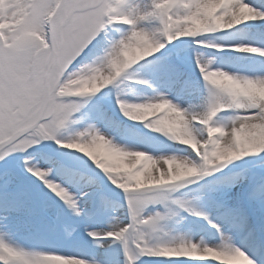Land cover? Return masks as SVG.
<instances>
[{
  "label": "snow or ice",
  "instance_id": "1",
  "mask_svg": "<svg viewBox=\"0 0 264 264\" xmlns=\"http://www.w3.org/2000/svg\"><path fill=\"white\" fill-rule=\"evenodd\" d=\"M10 8L0 9V161L44 141H55L61 148L83 154L102 171L112 186L119 189L122 203L113 205L110 197L101 193L93 198L95 176L80 172L69 163L61 166L63 174L81 185L85 191L77 195L62 183L52 179L53 169L42 167L31 158L24 160L26 172L44 186L71 212L81 217L86 209L81 201L95 208L89 220L99 228L85 229L86 236L99 254L85 257L79 253L26 251L7 246L15 257L0 259V264H107L106 255L116 246L123 252V264H141L144 258L180 264H208L211 257L220 264H239L237 250L247 253L233 242L225 225L235 232L248 231V216L243 207L226 209L200 191L195 199L184 198L181 190L199 185L221 173L231 164L264 154V74L239 75L222 68H213L197 51L195 62L206 85L207 95L199 107H183L161 93L140 71L163 73L169 87L178 90L182 98L191 82L179 67L180 52L163 55L168 44L177 40L194 41L197 49L226 50L255 54L264 58V47L252 43L230 45L200 39L208 34L239 30L248 22L264 24V2L247 0H8ZM259 27V25H252ZM189 38V39H184ZM256 39L264 45V32ZM143 41L146 54L126 66L118 61L127 46ZM161 53L160 56L155 54ZM214 54V53H210ZM146 58H153L147 60ZM140 65L139 69L134 68ZM131 70V71H130ZM224 72L241 85L235 88L211 80V74ZM97 76L106 78L98 90L76 88L77 82L90 81ZM122 77L132 83L151 88L153 97L128 101L116 96V106L123 117L143 124L151 132L162 135L172 144L180 145L174 154L156 155L150 151L129 148L97 125L112 126L115 122L103 106L85 116L78 115L87 102ZM129 105L148 110L146 118L131 120L126 115ZM174 110L183 117V126L195 142L182 143L173 135L155 131L151 126L161 113ZM228 113V115H221ZM87 122L84 130L72 135V126ZM118 126V125H117ZM132 132L133 130L127 129ZM68 142H65V141ZM252 144L242 150V141ZM231 152L225 159L213 153ZM180 153H189L181 155ZM65 155H71L66 153ZM76 157L75 160H80ZM175 161L194 168L188 176L177 177L168 162ZM91 168L92 166L89 165ZM248 177L238 174L232 183ZM255 182V178H253ZM12 180L0 176V213L13 198ZM251 201L264 203V179L250 193ZM215 205L220 215H211V208L197 206L205 202ZM19 207V203L14 205ZM124 209V216L118 212ZM187 213L207 222L215 232L210 240H193L191 234H179ZM5 217L0 215V220ZM127 221V223H125ZM217 221H220L218 223ZM67 237L76 228L65 229ZM195 229H189L193 232ZM0 233H4L0 231ZM217 237L219 243H216ZM257 264L264 259L250 255Z\"/></svg>",
  "mask_w": 264,
  "mask_h": 264
},
{
  "label": "rangeland",
  "instance_id": "2",
  "mask_svg": "<svg viewBox=\"0 0 264 264\" xmlns=\"http://www.w3.org/2000/svg\"><path fill=\"white\" fill-rule=\"evenodd\" d=\"M262 2H264V0H262ZM256 3L257 0L255 4ZM252 24L253 22H248L247 25L238 26L239 30L233 29L216 34H208L200 39L214 40L217 43L224 44L226 48H229L230 45L238 44L240 41L246 44L252 43L254 46L263 47L258 43L255 38L256 36L250 31ZM239 33L244 34L246 41L239 39L241 36ZM177 51L180 52L182 58V61L178 62L179 67L184 73L185 78L191 82V88L198 95L195 100L192 98L187 100L189 104L185 107H188L190 104L199 107L204 103L207 95L205 82L203 81L195 62L197 51L200 52L205 61H213V68H222L223 70L234 74H236L234 71H236L235 69L238 67L237 62H240L241 64L239 65H242L249 59H238L236 56H230L228 53L215 51L214 49H197L195 42L191 40L189 43H184L183 40H177L174 44H168L162 54L168 55L169 53H172L174 57ZM230 53L235 54L236 52L229 50V54ZM155 55L160 56L161 53ZM149 59L153 58H146V61L141 63H146ZM232 60L235 64L229 66L227 62ZM134 68L139 69L140 65L138 64L134 66ZM139 75L142 78L149 79L153 82L154 79L159 80L158 78H161L164 74L157 73L154 75L146 71H140ZM117 94H120L123 99L132 102L152 96L154 92L151 88L132 83L129 79L122 77L115 84L104 89L98 96L87 102V107H85L78 115V118L79 116L87 115L92 112L96 106L100 105L103 106L115 123L109 127H105L104 125H97V127L114 137L122 146L150 151L153 154L162 151L165 155L174 154L176 150L181 147L180 145L172 144L162 135L151 132L143 124L127 120L123 117L119 108L116 106ZM174 100L177 102L176 99ZM221 115H228V113ZM86 127V121L73 125L72 131L66 133V135H72L76 131L84 130ZM126 128L133 131L128 132L126 131ZM65 142L68 141L66 140ZM66 153H71V155H65ZM180 154L189 155V153ZM76 157H80L81 159L75 160ZM26 158H31L33 162L41 164L42 167L52 168V179L62 183L66 188L70 189L72 193L80 195L85 189L75 180H72L68 175L63 174L61 170L62 165L72 163L78 171L86 173L89 176H95L96 186L90 190L93 193V198H98L99 195L103 193L110 197L114 206L123 202V194L120 190L110 184L102 171L95 169V172H93L92 169H94L95 166L92 165V162L87 157L74 150L61 148L55 141H44L34 148L29 149L27 155L18 153L9 157L6 161H0V176L12 180L11 191L13 193V198L5 203L4 211L3 213H0V215L5 217L3 220H0V231L7 233V239L13 246L20 247L18 246V243H22L24 244L23 249L29 251L31 248L38 249L40 244L43 243V240L49 246L53 245L55 249H57V245L51 240L50 236L47 235L50 225L49 217L56 209H59L61 212L66 227L65 229L76 228L77 231L73 236L81 239L82 242L90 243L86 236V228L92 230L99 226L88 218L90 212L93 211L88 199H83L81 201L82 206L86 209V214L81 217L73 216L40 180L26 172L24 166V160ZM89 165L92 167L90 168ZM238 174L246 176L248 179H241L238 183H232L233 178ZM253 178H255V182ZM261 179H264V154H261L258 157H249L234 162L221 173L214 175L212 178L205 180L199 185L185 188L181 190L180 193H177V195L187 193L184 198L195 199L196 194L203 191L210 194L211 200L223 204L226 209L243 207L247 216L253 221L252 224H255V226L259 228V232L264 237V203L260 201H251L249 199L250 193L256 187V183ZM17 203H19V207H14ZM197 206L212 207V216L219 213L218 210L213 209L215 205L209 204L207 201L204 205ZM247 207L252 209L253 215L248 212ZM119 212L124 214V209L121 208ZM182 215L186 217V220L179 234L193 235V233L201 228L202 225L207 224V222L197 218L194 220L189 219L191 217H189L187 213H182ZM125 223H127V221H125ZM193 228L195 231L190 233L189 229ZM39 231L44 232V234ZM234 243L239 246L238 243ZM72 249L73 247L66 246L63 247L62 250H59V253H67L72 251ZM251 251L254 254L256 253L255 255L258 254V250L256 249H251ZM74 253L83 254L85 257L88 256V253L84 254L81 249L76 250ZM120 253V256L113 259L117 264H123L124 256L122 250ZM105 258L107 264H110L113 261L107 257ZM260 259L264 258L261 256ZM187 263L193 264V262ZM141 264H180V262L157 261L144 258Z\"/></svg>",
  "mask_w": 264,
  "mask_h": 264
},
{
  "label": "bare ground",
  "instance_id": "3",
  "mask_svg": "<svg viewBox=\"0 0 264 264\" xmlns=\"http://www.w3.org/2000/svg\"><path fill=\"white\" fill-rule=\"evenodd\" d=\"M247 2L255 4L256 0H247ZM252 25H259V27L251 26L252 28L250 31L256 37H257L258 33L264 32V24H260V22H253ZM239 34H241L239 39L246 41V39L244 38V34L243 33H239ZM257 41L259 43V39H257ZM262 46L264 47V45H262ZM226 49H228V48H226ZM225 53H228V55H230V56H236L238 59L249 58L248 61L242 65H239L241 63L237 62L238 67H237V69H235L236 71H234L236 74H239V75L264 74V58L256 56L255 54H243V53H238V52H236L235 54H233V53L229 54V50H226ZM227 63L229 64V66H232L233 64H235L233 60L229 61ZM227 63H226V66H227ZM227 68H228V66H227ZM158 79L159 80L154 79L152 84L161 93L167 95L174 102H176L174 100V99H176L177 103L181 104L183 107H185V106H187V104H189L187 102V100H189L191 98L193 100H195L198 96L197 93L190 86V88L188 89V93L181 98L179 96L178 90L169 87V80H168V77L166 75H163L161 78H158ZM154 95H155V93L152 96H149L146 98L153 97ZM160 154H164V152L161 151L160 153H157L156 155H160ZM213 209L217 210L215 207ZM118 214L121 217L124 216V214L121 212H119ZM219 215H220V213H218L217 215H214V217H217ZM248 221H249V219H248ZM217 222L220 223V221H217ZM98 225L99 226L97 228H99L101 226L100 224H98ZM225 230H226V233L228 235L233 236V241L236 243H239L240 247L243 250H245L246 252H248L250 255H252V254L249 251V248H253L256 250L258 249V254L262 253L259 250V248L261 249V246L259 248H258V246H256V239H255V236L253 234V226H252L250 221L248 222V231H246V232L241 233V232H235V231L229 230L227 225H225ZM213 232H215V229H212L209 224H206V225L204 224V226L197 229V231H195L193 233L192 237H193V240L195 242H198L200 239H204L207 241V240L211 239ZM73 237L68 238L67 235H61L58 238H56L55 239L56 241H53V242L57 245V249H55V247L53 245L49 246L48 244L43 242L40 244L38 249H36V250L35 249H29V251H44V252H53V251L55 252L56 251V252H59V250H62V248L66 247V246L73 247V249L75 251L81 249L84 254L88 253V256L94 252L99 254V252L101 251V250L94 249L91 243H85V242H82L81 239L75 238V237L73 238ZM215 242L216 243L220 242L218 237H217ZM87 244H88V246H87ZM18 246L24 248V244H22V243H18ZM73 249L70 252L74 253L75 251ZM119 249H120L119 246H116L115 248L111 249L109 251V253L106 255V257L108 259H111V261L114 258H117L118 256H120V254H119L120 250ZM206 259L208 261V264H220V261L215 260L214 258L208 257ZM110 264H117V263L113 260Z\"/></svg>",
  "mask_w": 264,
  "mask_h": 264
},
{
  "label": "clouds",
  "instance_id": "4",
  "mask_svg": "<svg viewBox=\"0 0 264 264\" xmlns=\"http://www.w3.org/2000/svg\"><path fill=\"white\" fill-rule=\"evenodd\" d=\"M259 2V0H257ZM10 8L8 0H0V9H8ZM146 54V48L143 41H139L135 45L127 46L126 50L122 53L121 58L118 61V66H126L127 64L135 61L139 57ZM211 80L214 83L218 84H228L235 88H241L242 86L237 84L235 81L231 80L224 72H217L211 74ZM106 78L103 76H97L90 81H82L77 82L74 87L82 88V87H90L99 89L105 86ZM129 119L131 120H139L146 118L148 115V110L137 106V105H129L128 111L126 113ZM151 126L155 131L162 132L166 135H173L175 138L179 139L182 143L193 144L194 141L192 138L187 135L186 130L183 126V117L175 112L174 110H169L161 113L157 116L153 121H151ZM253 147L252 144L248 143L247 140L242 141L241 149H251ZM231 152H217L213 153V156L217 159H225L231 156ZM170 167L175 171L177 177H183L191 175L195 169L188 167L186 164H181L179 162L171 161L168 162ZM10 244L7 239V233H0V259L5 257H15L16 253L12 248L7 245ZM236 256L240 257L239 264H257V261L254 260L250 255L244 252H240L237 250L235 253Z\"/></svg>",
  "mask_w": 264,
  "mask_h": 264
}]
</instances>
